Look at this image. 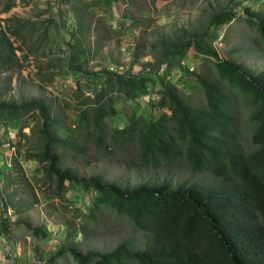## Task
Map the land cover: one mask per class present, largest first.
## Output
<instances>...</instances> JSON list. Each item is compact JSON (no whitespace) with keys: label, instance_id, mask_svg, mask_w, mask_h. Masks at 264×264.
<instances>
[{"label":"trees","instance_id":"1","mask_svg":"<svg viewBox=\"0 0 264 264\" xmlns=\"http://www.w3.org/2000/svg\"><path fill=\"white\" fill-rule=\"evenodd\" d=\"M103 1L109 8L115 0ZM207 3L211 9L207 26L192 33L182 27L174 38L159 40L153 64L146 63L139 73L124 70L113 73L109 68L93 72L89 80L92 97L78 101L75 120L69 121V125L45 100L0 102V123L5 131L21 123L16 136L20 143L29 139L25 130L36 137L35 153L27 154V160L35 159L45 165L42 180L48 189L44 198L66 200V193L75 188L84 194L91 193V206L86 212L76 210V217L86 215L92 219L96 211L104 208L126 219L145 236L142 249L125 241L106 252L82 253L64 247L38 264H59L67 257L74 264H264V71L250 73L234 60L220 58L213 47L218 29L237 17L255 30L264 47L263 9L243 6L241 0H228L223 6L212 0ZM132 5L129 3L130 10ZM124 24L132 26L137 22L126 17ZM5 37L0 32V61L2 54L7 60L11 55L15 58L14 49L4 41ZM134 48L132 63L137 62L141 51L138 44ZM190 50L204 60L213 59L218 76L217 83L195 77L204 96L199 107L185 102L178 84L166 79ZM71 51L69 67L79 71L87 62L77 61L76 55L83 56L85 51L76 52L73 48ZM192 75L184 69V76ZM96 81L101 84H95ZM148 86L153 91L147 104L153 113L149 120H139L134 113L128 124L109 131L107 119L117 114L114 108L117 98L112 97L113 93L134 103ZM75 90L82 94L78 86ZM235 94L243 98L248 110L250 148L239 138V99ZM35 116L41 121L36 130L28 124V118ZM90 145H104L107 150L115 146L133 148L143 167L180 166L188 170L191 178L121 187L104 182L99 175L79 177L64 167L62 151L69 150L83 158ZM200 174L210 180L199 179ZM20 178L18 173L13 177L0 169L3 190L22 184ZM2 199L1 236L9 240L13 228L22 225L37 241L51 240L53 233L48 227L11 221ZM34 204L24 203L16 214L32 210ZM71 233L74 238L77 229Z\"/></svg>","mask_w":264,"mask_h":264},{"label":"rangeland","instance_id":"2","mask_svg":"<svg viewBox=\"0 0 264 264\" xmlns=\"http://www.w3.org/2000/svg\"><path fill=\"white\" fill-rule=\"evenodd\" d=\"M212 1L223 6L228 0ZM241 2L253 10L263 9L261 13L264 14V0ZM129 3L133 4L131 10ZM105 5L103 0H0V32L5 34L4 41L13 47L15 53V58L11 55L8 60L2 54L0 102L19 104L42 99L69 125V121L75 120L78 101L85 96L92 97L93 86L89 80L93 72L117 66L122 67L125 73H139L146 63L153 64L159 40L174 38L182 27L192 33L207 26L211 10L207 0H115L109 8ZM126 17L133 18L137 24L125 25ZM218 30L213 47L220 58H230L250 73L264 71V47L260 45L255 30L249 28L242 17ZM137 44L141 49L140 57L132 63ZM72 48L76 52L85 51L83 56L80 53L76 55L77 61L87 62L79 71L69 67L68 57L73 53ZM185 59L187 65H194L193 75L183 76L176 83L185 94V102L199 107L204 96L195 77L217 83L214 60H204L192 50ZM95 84L101 83L96 81ZM77 86L82 94L75 90ZM223 88L227 90L224 85ZM237 96L239 138L246 148H250L248 110L243 98ZM112 97L117 98L114 101L117 114L107 119L109 131L128 124L134 113L139 120L146 121L153 114L142 99L132 103L117 93ZM28 119L34 130L41 124L36 116ZM20 126L21 123H17L5 131L0 123V143L4 145L0 147V169L13 177L18 173L22 180V184L7 191L3 190L4 183L0 180V198L7 205L11 221H22L31 227H48L52 233L60 235L55 234L51 240L37 241L25 226L13 228L9 244L15 258L13 254L9 256L13 260L11 264H38L39 260L44 262L51 253L64 247H73L82 253L90 250L106 252L125 241L136 249H142L144 234L134 230L126 219L111 210L99 209L92 219L86 215L75 216L76 210L86 212L89 209L91 193L84 194L75 188L66 193V200L43 197L48 189V184L42 180L45 165L35 159L27 160V154L35 153L36 137L25 130L29 139L20 143L16 138ZM62 155L64 167L75 175H99L104 182L117 183L121 187L165 179L175 183L191 178L188 170L180 166L145 168L134 149L129 147L115 146L107 150L104 145H90L83 158L69 150L62 151ZM199 179L208 182L210 177L200 174ZM27 202H35L34 208L16 214ZM74 228L77 229L75 239L71 233ZM54 238L57 239L55 243ZM59 264L74 263L67 257Z\"/></svg>","mask_w":264,"mask_h":264},{"label":"built area","instance_id":"3","mask_svg":"<svg viewBox=\"0 0 264 264\" xmlns=\"http://www.w3.org/2000/svg\"><path fill=\"white\" fill-rule=\"evenodd\" d=\"M188 69L189 72H193L194 71V65H187L186 63V59H182L179 63V67L174 69L171 73H169L166 77L167 81H171V82H177L179 80H181L184 76V69ZM109 71L113 72V73H121L123 72V68L122 67H117V66H110L109 67ZM153 91H152V87L148 86L145 89V93L140 97V100H144L146 102V104L149 103L151 97H152ZM9 215V214H8ZM55 232L53 233L52 237H55ZM53 242H57V239L54 238L52 239Z\"/></svg>","mask_w":264,"mask_h":264},{"label":"crops","instance_id":"4","mask_svg":"<svg viewBox=\"0 0 264 264\" xmlns=\"http://www.w3.org/2000/svg\"><path fill=\"white\" fill-rule=\"evenodd\" d=\"M9 241L6 237L0 235V264H11L13 260L10 257L13 256L15 258V254L12 251L13 248L10 247ZM11 254L13 255L11 256Z\"/></svg>","mask_w":264,"mask_h":264}]
</instances>
